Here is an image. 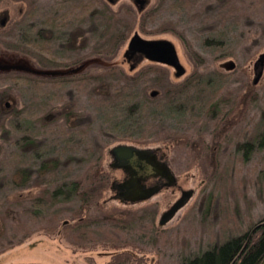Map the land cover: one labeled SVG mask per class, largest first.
I'll return each mask as SVG.
<instances>
[{"label": "trees", "instance_id": "1", "mask_svg": "<svg viewBox=\"0 0 264 264\" xmlns=\"http://www.w3.org/2000/svg\"><path fill=\"white\" fill-rule=\"evenodd\" d=\"M4 1L0 0L2 13L6 9V6L3 7L4 10L2 9ZM67 1L72 5L70 9L73 7L75 10L70 12L76 13L84 8L86 13V8L89 7L82 3L83 0ZM218 1L223 6H228L229 0ZM25 6L23 12L21 11L23 14L12 12L11 15L14 17L9 16L5 25L0 26L1 29L7 28L3 33L0 31V36L8 34L10 30L15 33L14 41L9 42L0 38V55L27 56L40 68H57L79 63L80 58L63 57L61 53L74 51L80 37L84 44L88 42L89 39L84 37L83 30L73 27L67 39L59 41L58 35L54 33L56 29L54 13L57 12L48 14L44 21H40L28 10V5ZM97 9L91 6L89 14L84 15V19L90 17V22L93 21L90 27L102 26L93 47L85 56L90 55L92 58L98 55L101 57L100 60L111 61L116 57L133 27L134 14L128 8L122 12H114L102 5L101 9ZM84 19L81 18L77 26L82 24ZM209 41L211 40H206V43ZM59 57L63 59H57ZM192 57L196 64H203L201 56ZM102 63H92L86 71L67 77H44L20 72L0 74V80L11 79L24 83L23 92L26 95V110H16V106L6 110L1 107V103L10 98L11 92L8 88L0 90V129L7 134L4 124L7 116L11 115L9 125L20 135L16 141L19 152L8 176L9 185L13 191L28 186L32 171L48 179L41 195L30 199L29 202L15 201V207L11 204H0V253L26 241L36 230L47 235L55 234L60 221L65 218L69 223L63 226L59 237L71 245L87 249L92 244V247L95 246V238L107 234L102 238L109 243L107 244L109 247L105 248L106 243H103L102 249L113 252L103 264H143L141 255L135 256L138 252L128 248L138 236L141 240L146 238L153 243L159 238H164V243L169 241L167 235L154 228L150 214L146 217L141 213L120 209L103 210L101 198L109 188V176L101 163L106 146L101 135L105 136L114 130L124 128L123 132L128 137L133 131H140V135L133 140L138 143H144L147 137L156 139L154 142L173 143L177 147V153H186L189 159L208 161L210 165L207 166L206 173L209 180H213L218 172L216 169L218 167L214 166L213 162L214 159L218 161L217 155L224 141L228 140V136H235L234 139H237V142H234L236 153H240L241 158L238 159L242 161L247 160L253 150L264 149V116L256 130L249 136L241 138L238 134L240 123L246 118L249 107L258 101V88L247 78L236 79L239 84L230 89L231 94L228 96V90L224 93L219 92L221 86L215 76L203 78L202 74H195L190 79L171 84L168 82L166 71L160 66H144L140 75L129 77L130 75L126 76L120 66H106ZM148 72L159 75L150 77ZM68 83H74L73 86L77 90L90 93L92 112L76 114V101L70 91L66 92L69 99L63 106L60 108L50 106L48 101H51V92L53 90L61 92ZM151 86L161 90L154 99L147 95V89ZM231 95L233 97H230ZM239 106L242 108L238 111V116L229 118L230 113ZM71 117L72 122L56 133L57 140L52 139L53 145L58 146L55 150L53 148L52 152L45 141L38 140L37 131L35 133L32 130L33 123H38L44 135L59 119L68 122ZM167 117L191 122L188 126L191 125L192 129L186 133L171 130L165 125ZM98 118H103V122L108 123L106 130H103L102 125L99 127V136L98 134L87 136L86 132L92 130L91 125ZM208 123H212L213 127L207 141L204 135ZM131 129L133 131H130ZM145 131L147 133H144ZM56 134L54 132L52 136ZM81 140L88 148L83 149L80 156L76 157L75 146H79ZM25 155L31 160L25 159ZM220 180L222 178L214 181L215 186ZM1 182L0 178V187ZM212 197L213 192H210L207 198ZM126 232L131 235V241L123 240L119 236H124ZM18 235L19 239L14 240ZM175 242H181L183 250H186L188 243L184 237L180 239L175 237ZM263 258L264 217L254 223L251 229L240 230L227 240L219 242L214 239L206 248L196 253H182L176 264H259ZM93 263L94 261H89V264Z\"/></svg>", "mask_w": 264, "mask_h": 264}, {"label": "rangeland", "instance_id": "2", "mask_svg": "<svg viewBox=\"0 0 264 264\" xmlns=\"http://www.w3.org/2000/svg\"><path fill=\"white\" fill-rule=\"evenodd\" d=\"M12 1L5 0L2 6L3 10L6 6V9L11 11L10 18L14 17V15H11L12 12L13 14L22 13L26 3L28 10L32 11L40 21H44L48 14L57 12L54 13V23L56 24L54 33L58 35L59 41L67 39L73 27L83 30L84 37L89 39L88 42L84 44L80 37L74 51L61 53L63 57L80 58L82 61L86 57V53L93 47V42L102 28L99 21L97 23L101 28L98 25L93 28L90 27L93 22H90V17L87 16L88 18L84 19V15L89 14L90 7L99 10L104 5L105 8H109L114 12L121 11L124 6L128 8L124 4H127L125 1L112 7L104 1L102 3L101 0L97 2L83 0L82 3L89 6L86 8V13L84 8L75 13L73 7L70 9L72 5L67 0ZM0 3L2 4V2ZM227 3L228 6H223L218 0H153V4L143 13L145 15L139 17L138 20L134 10L132 8L128 9H132L135 18L131 30L137 27L143 34L150 35L172 33L179 39L185 58L191 66L190 74L184 80L192 78L195 74H202L203 78L215 76L221 86L219 92L224 93L228 90V96L231 94L230 89L239 84L236 79L247 78L250 82L255 83L258 88V101L249 107L246 118L240 123L238 134L239 137L243 138L242 136H249L256 130L261 118L264 116V0H229ZM70 10L74 11L70 12ZM1 18L2 10H0V20ZM81 18L84 21L77 26ZM6 30L7 28H0L1 33ZM14 36L15 33L10 30L8 34L1 35L0 38L11 42L14 41ZM206 40L215 42L209 41L206 43ZM194 55L203 58L202 65L196 64V60L192 57ZM94 57L97 60L101 59L98 55L92 56L93 63H96ZM57 59L63 58L59 57ZM143 70L126 76L136 77ZM162 70L166 71L167 79H169L168 71L165 68ZM148 73L150 77L159 75V73ZM170 83L173 82L170 81ZM73 85L74 83H68L61 92L53 90L51 101H48L50 106L54 108L63 106L69 99L66 92L70 91L76 101V114L92 112L93 105L90 93L77 90ZM7 88L10 89L11 95L10 98L1 103V107L11 110L16 106V110H26V95L23 92L24 83L12 81L11 79L0 80V90ZM151 90L161 92L158 87L151 86L147 89V95L150 99L156 98V96L150 97L149 92ZM6 102L9 103L8 107L5 106ZM241 108L242 106H239L238 109L235 108L230 113L229 118L238 116V111ZM10 119L11 115L7 116L4 124V130L7 131V134L0 129V178L2 180L0 204H11L15 207V201L27 203L30 199L41 195L48 179L40 177L32 171L28 186L14 191L11 189L8 176L15 165L16 154L19 152L16 141L20 135L17 130L9 125ZM72 119L71 117L68 122L59 119L55 125L50 126L51 130L44 135H42V129L38 123H33L34 129L32 130L35 133L37 131L38 140L45 141L49 146V151L52 152L53 148L54 150L58 148V146L53 145L54 141L52 139L56 138L57 140L56 133L65 129L72 122ZM19 120L21 121V119ZM189 123L182 122L174 117H167L165 121V125L169 129L180 133H186L192 129L191 125L188 126ZM107 124L103 122V118H98L96 122L92 123V130L86 132L87 136L89 134H98L99 136V127L103 125V130H106ZM212 125V123H208V127H206L207 130L204 136L207 141L210 139ZM123 131L125 129L120 128V130H114L108 135H101L102 141L106 144L101 163L109 176V188L103 193L101 204L104 211L120 209L141 213L146 217H149L147 215L150 214L154 228L169 237L168 242L164 243V238H159L157 242L153 243L147 241L146 238L141 240L138 236L134 243H128L129 249L132 248L133 251L138 252L135 256L139 257L141 255L140 258L143 260V264H176L182 253H196L200 249L206 248L214 239L219 242L227 240L240 230L251 229L254 223L264 217V149L253 150L248 159L242 161L238 159L241 158L240 153H236L234 142H237V139H234L235 136H228V140L224 141L220 148L222 151L220 150L217 155L218 161L214 159L213 162L214 166L217 165L218 172L213 180H209L210 178H208L206 172L208 171L207 166L210 164L207 160L189 159L186 153H177V147L173 143L154 142L156 139H152L153 137H147L143 141L144 143H138L133 140L136 139L134 137L140 135V131L131 129L130 131H133V133H130L131 136L129 137ZM54 132L56 135L52 136ZM144 133H147V131ZM118 145L157 151L156 156L161 157L160 160L167 165L173 179L172 182L147 201L126 204L116 200L110 185L119 180L122 174L111 165L110 150ZM75 147L79 152L74 155L76 157L80 156L83 149L88 148L86 144L82 143V140L81 144ZM24 158L31 160L27 155ZM218 178H222V180L215 186ZM187 190L192 192L190 198L176 210L168 221L160 224L159 220L162 214L169 210L181 197L182 191ZM210 192H213V197L208 199ZM21 214L23 215V213ZM62 221H60L57 230ZM146 221L149 223L148 219ZM8 231L10 232V229ZM128 232L124 236H119L123 240L131 241L132 237ZM19 237L20 235L15 237L14 240L19 239ZM102 237L95 238V246L92 247L93 244H90L91 246L87 249H83L60 238L57 231L53 235H47L36 230L26 241L2 251L0 253V264H89L91 260L94 261L93 264H103L109 259L113 251L102 249L103 243H106L105 248L109 247L107 245L109 243ZM175 237L177 239L184 237L188 243L186 250H183L181 242H175Z\"/></svg>", "mask_w": 264, "mask_h": 264}, {"label": "water", "instance_id": "3", "mask_svg": "<svg viewBox=\"0 0 264 264\" xmlns=\"http://www.w3.org/2000/svg\"><path fill=\"white\" fill-rule=\"evenodd\" d=\"M108 5L115 7L122 1L129 3L135 11L137 20L140 15L146 11L152 4L153 0H103ZM8 9L2 13L0 26H4L8 17ZM20 13V12H19ZM100 62V60H95ZM89 61L81 62L77 65L71 66L66 69L51 68L39 69L33 66L31 60L27 57H11L0 55V73L20 72L37 76L54 77L61 75H72L84 70ZM93 63V59H92ZM106 66H120L124 72L131 75L139 71L142 67L153 65L165 68L169 73V80L173 83H179L190 74L191 66L187 62L182 45L179 39L172 33L160 34H143L137 27H134L127 38L122 43L116 57L111 61H104L102 63ZM160 92L151 90L150 97H155ZM8 107L9 103H5ZM141 150H137L132 146L118 145L112 149V154L115 156L132 157L139 154ZM191 190L182 191L181 197L171 206L169 210L164 212L159 220L160 224L168 221L178 208H180L191 196ZM69 220H63L57 234L59 235L63 226L67 225ZM259 264H264V258Z\"/></svg>", "mask_w": 264, "mask_h": 264}, {"label": "flooded vegetation", "instance_id": "4", "mask_svg": "<svg viewBox=\"0 0 264 264\" xmlns=\"http://www.w3.org/2000/svg\"><path fill=\"white\" fill-rule=\"evenodd\" d=\"M101 2L104 3L103 0H101ZM124 4L128 6V8H132L129 3ZM125 8L127 7L124 6V8L119 12H122L125 10ZM8 13L10 14L11 11ZM143 13L140 15V18L145 15ZM83 61H89V63L86 65L85 69L80 70L79 73L86 71L87 68L92 64V58L90 55L89 57L84 58ZM83 61L81 60L79 63ZM33 66L39 69H51L40 68L34 64ZM71 66L74 65L60 66L57 68L66 69ZM67 76L70 75H61L60 77ZM134 148L141 150L142 152H139V154H135L132 157H126L115 156L112 154V149L110 150V156L112 158L111 165L118 169L122 174L119 180H116L114 183H112V185H110L111 190L114 191L113 196L116 200L126 204H133L151 199L154 194L158 193L163 187L170 184L173 180L167 165L160 160L161 157L158 158L156 156L157 151L140 149L136 147Z\"/></svg>", "mask_w": 264, "mask_h": 264}]
</instances>
